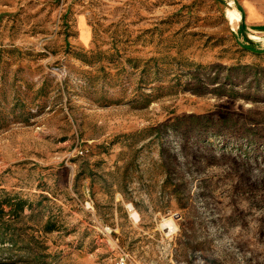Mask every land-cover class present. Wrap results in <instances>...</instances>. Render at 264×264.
I'll use <instances>...</instances> for the list:
<instances>
[{
	"label": "rangeland",
	"instance_id": "1",
	"mask_svg": "<svg viewBox=\"0 0 264 264\" xmlns=\"http://www.w3.org/2000/svg\"><path fill=\"white\" fill-rule=\"evenodd\" d=\"M223 2L0 0V264H264V33Z\"/></svg>",
	"mask_w": 264,
	"mask_h": 264
},
{
	"label": "crops",
	"instance_id": "2",
	"mask_svg": "<svg viewBox=\"0 0 264 264\" xmlns=\"http://www.w3.org/2000/svg\"><path fill=\"white\" fill-rule=\"evenodd\" d=\"M247 30L264 33V0H231ZM251 37H254L251 35ZM256 38V37H254Z\"/></svg>",
	"mask_w": 264,
	"mask_h": 264
},
{
	"label": "bare ground",
	"instance_id": "3",
	"mask_svg": "<svg viewBox=\"0 0 264 264\" xmlns=\"http://www.w3.org/2000/svg\"><path fill=\"white\" fill-rule=\"evenodd\" d=\"M229 18L232 22H236L240 19V14L238 11L232 7L229 8Z\"/></svg>",
	"mask_w": 264,
	"mask_h": 264
},
{
	"label": "trees",
	"instance_id": "4",
	"mask_svg": "<svg viewBox=\"0 0 264 264\" xmlns=\"http://www.w3.org/2000/svg\"><path fill=\"white\" fill-rule=\"evenodd\" d=\"M245 42L247 43V47L245 48L246 50H249V51H255L256 50V47H255V45H254V43L253 42H251V41H249V40H245ZM256 52V51H255ZM257 53V52H256ZM4 205V204H3ZM21 205H24V203L23 204H21ZM1 208V207H0ZM22 208V207H21ZM18 210H19V208H18ZM0 213H5V211L4 210H1L0 211Z\"/></svg>",
	"mask_w": 264,
	"mask_h": 264
},
{
	"label": "water",
	"instance_id": "5",
	"mask_svg": "<svg viewBox=\"0 0 264 264\" xmlns=\"http://www.w3.org/2000/svg\"><path fill=\"white\" fill-rule=\"evenodd\" d=\"M223 4H224L225 6H227V7H230V3H229V2H223ZM241 34L243 35V37H244L245 39H248V37L246 36V34H247V29H246L245 24H242V25H241Z\"/></svg>",
	"mask_w": 264,
	"mask_h": 264
},
{
	"label": "built area",
	"instance_id": "6",
	"mask_svg": "<svg viewBox=\"0 0 264 264\" xmlns=\"http://www.w3.org/2000/svg\"><path fill=\"white\" fill-rule=\"evenodd\" d=\"M120 264H131V263L129 262L128 259H126V258H121V260H120Z\"/></svg>",
	"mask_w": 264,
	"mask_h": 264
}]
</instances>
